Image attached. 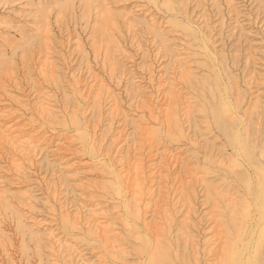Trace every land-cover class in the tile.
<instances>
[{
    "label": "rangeland",
    "instance_id": "374dc122",
    "mask_svg": "<svg viewBox=\"0 0 264 264\" xmlns=\"http://www.w3.org/2000/svg\"><path fill=\"white\" fill-rule=\"evenodd\" d=\"M0 196V264H262L264 0H0Z\"/></svg>",
    "mask_w": 264,
    "mask_h": 264
},
{
    "label": "bare ground",
    "instance_id": "6f19581e",
    "mask_svg": "<svg viewBox=\"0 0 264 264\" xmlns=\"http://www.w3.org/2000/svg\"><path fill=\"white\" fill-rule=\"evenodd\" d=\"M52 66H53V64H52ZM46 67H47V65H46ZM169 85H170V90H171V91H174V86H173V84H172V83H169ZM176 88H177V87H176ZM171 91H170V93H171ZM176 92H177V91H176ZM173 93H174V92H173ZM173 93H172V94H173ZM170 95H171V94H170ZM168 96H169V95H168ZM170 97H171V96H170ZM170 97H169V98H170ZM172 97H173V96H172ZM170 99H171V98H170ZM169 102H170V101H169ZM39 103H41L40 105H41L43 111H48V106L45 104V101H44V102H41V101H40ZM168 105H169V103H168ZM171 106H172V105H171ZM166 109H167V108H166ZM169 110L171 111V108H168V109L166 110V113H167V114L170 112ZM172 110H173V109H172ZM164 111H165V110H164ZM171 113H172V112H171ZM167 114H166V115H167ZM14 136H16V135H14ZM12 137H13V136H12ZM10 138H11V137H10ZM14 139H15V137H14ZM8 140H9V139H8ZM10 140H11V139H10ZM12 140H13V139H12ZM15 140H16V139H15ZM16 141H17V140H16ZM16 141H15V142H16ZM18 141H21V140L19 139ZM12 142H13V141H12ZM8 143H9V142H8ZM13 143H14V142H13ZM17 143H18V142H17ZM10 144H11V143H10ZM11 145H12V144H11ZM14 145H15V144H14ZM19 145H20V144H19ZM26 146L28 147V145H26ZM29 146H30V145H29ZM19 147H20V146H18V148H19ZM21 147H23V146H21ZM19 150H20V149H19ZM134 155H135V154H134ZM138 155H139V154H138ZM135 156H136V155H135ZM123 157H124V156H123ZM139 157H140V155H139ZM127 158H128V157H127ZM127 158H126V159H127ZM136 158H137V156H136ZM123 159H124V158H123ZM123 159H122V161H123ZM124 160H125V159H124ZM136 160H137V159H136ZM141 160H142V159H141ZM122 161H121V162H122ZM134 161H135V160H134ZM137 161H139V162H137V164H134V163H133L134 165H136V167L134 168L135 170H134V169H133V170L137 173L136 175L139 176V174H140V175H141L142 173L144 174V172H143L144 169L142 170V165H143L142 163H143V162L141 163L142 165H140V164H139V163H140V160L138 159ZM128 162H129V161H128ZM132 162H133V161H132ZM121 164H122V163H121ZM124 165H125V164H124ZM124 165H123V164L121 165V166H122V169H124L123 172H122V173H124V174H123L124 176H123V177H120V176H119V175L121 174V173H120V174L118 175V178H117V179H119L120 181H123V179H125L126 181L129 180V182H130L131 171H127V170L124 168ZM128 165H129V163H128ZM134 165H133V166H134ZM125 166H126V165H125ZM129 166H130V165H129ZM143 167H144V166H143ZM155 168H156V167H155ZM156 169H157V168H156ZM128 170H129V169H128ZM153 170H155V169H153ZM159 170H161V169H159ZM134 171H133V172H134ZM157 172H158V170H157ZM159 172H160V171H159ZM152 173H154V172H152ZM160 174H161V173H160ZM160 174H159V175H160ZM156 175H157V174H156ZM159 177H160V176H159ZM161 177H162V176H161ZM153 179H154V178H153ZM153 179H152V180H153ZM132 180H133V179H132ZM153 187H154V185H153ZM153 187H152V188H153ZM149 190H151V189L149 188ZM152 190H153V189H152ZM150 193L152 194L151 191H150ZM157 193H158V192H157ZM151 194H149V195H151ZM151 196H152V195H151ZM156 196H157V195H156ZM0 197H1V196H0ZM160 197H161V196H160ZM160 199H161V198H160ZM157 200H159V197H158ZM159 201H161V200H159ZM156 203H157V202H156ZM156 203H155V205L153 206L154 209H155ZM160 203H161V202H160ZM136 204H137V203H136ZM163 204H164V203H163ZM137 205H138V204H137ZM158 205H159V204H158ZM158 205H157V206H158ZM164 205H165V204H164ZM164 205H163V206H164ZM163 206H161V208H163ZM137 208L139 209V205L137 206ZM164 208H165V207H164ZM156 210H157V209H156ZM106 221H107V220H106ZM95 222H97V228L99 229V231H101L102 233L108 235V233H109V229L106 230L107 227L103 226L104 223L101 222V221H99V220L97 221V219H96ZM154 222H156V221H154ZM156 223H157V222H156ZM154 224H155V223H154ZM157 225H158V223H157ZM158 226H159V225H158ZM158 226L155 225L156 228H157ZM157 229H158V228H157ZM106 235H105V236H106ZM107 237H108V239L110 238L109 236H107ZM107 237H106V238H107ZM116 241H117V240H116ZM114 246H115V245H114ZM113 248H114V247H113ZM85 264H87V263H85ZM88 264H89V263H88Z\"/></svg>",
    "mask_w": 264,
    "mask_h": 264
},
{
    "label": "snow or ice",
    "instance_id": "6c2138e0",
    "mask_svg": "<svg viewBox=\"0 0 264 264\" xmlns=\"http://www.w3.org/2000/svg\"><path fill=\"white\" fill-rule=\"evenodd\" d=\"M262 264H264V262H262Z\"/></svg>",
    "mask_w": 264,
    "mask_h": 264
}]
</instances>
